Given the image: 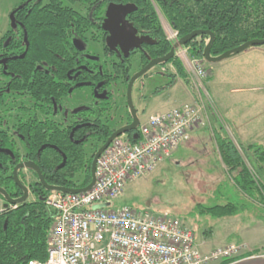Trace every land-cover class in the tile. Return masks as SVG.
<instances>
[{
	"label": "flooded vegetation",
	"instance_id": "flooded-vegetation-1",
	"mask_svg": "<svg viewBox=\"0 0 264 264\" xmlns=\"http://www.w3.org/2000/svg\"><path fill=\"white\" fill-rule=\"evenodd\" d=\"M14 1L6 14V25L0 28V190L3 191L0 205L5 207L4 211L16 207L5 206V195L19 199L24 195L23 188L27 191L24 203L33 200L35 188L41 184L40 177L44 181L47 177L44 151H58L59 146L61 149L81 146L87 154L86 149H93L95 143L92 135L106 128L112 133L132 122L126 100L130 77L151 60L170 52L146 59V64L141 62L142 51L156 44L134 25L139 16L144 15L141 3L152 6L165 38L166 30L173 31L154 0H58L54 3L55 28L61 31V39L52 47H43L41 43L35 47L33 40L42 42L43 33L31 31L30 21H37L35 28L43 29L42 25L47 22L42 12L49 10L52 0ZM109 6L132 7L125 21L136 30L137 37L148 40L139 49L130 50L128 57H124L118 45L108 46L111 34L106 29V13ZM65 12H71V17L64 16ZM74 14L78 15L77 20ZM60 15L64 16L62 20ZM166 41L169 42L167 38ZM175 57L176 51L171 60ZM134 58L139 69L133 72ZM168 62L156 66L162 69L157 71L158 75L167 79ZM127 67L129 77L124 78L122 73ZM149 72L135 81L131 98H134L136 84L147 78ZM121 83L125 87L127 119L120 127L111 129L106 116L112 109L113 90ZM65 162L66 158L61 166ZM27 165L37 167L39 173ZM19 166L23 167L17 169Z\"/></svg>",
	"mask_w": 264,
	"mask_h": 264
},
{
	"label": "built area",
	"instance_id": "built-area-1",
	"mask_svg": "<svg viewBox=\"0 0 264 264\" xmlns=\"http://www.w3.org/2000/svg\"><path fill=\"white\" fill-rule=\"evenodd\" d=\"M166 38L177 42L174 31L168 30ZM203 65L198 59L188 62L199 81L209 77ZM202 109L199 103L185 104L139 119L135 142L121 135L98 157L89 191L49 192L44 204L54 219L46 258L27 264H223L246 257V247L235 243L202 253L193 231L167 212L113 207L128 182L151 174L190 139L192 130L202 125ZM4 210L0 205V213Z\"/></svg>",
	"mask_w": 264,
	"mask_h": 264
},
{
	"label": "trees",
	"instance_id": "trees-1",
	"mask_svg": "<svg viewBox=\"0 0 264 264\" xmlns=\"http://www.w3.org/2000/svg\"><path fill=\"white\" fill-rule=\"evenodd\" d=\"M55 1L58 0H52L49 10L42 12L45 13L44 22H47L42 25L43 29L35 28L37 21H30L31 31H36L38 34L39 31L43 33L42 42L35 39L32 46L38 47L41 43L43 47H52L56 41H60L61 31L55 28L57 18ZM154 1L171 29L177 33V38L194 31L211 32L214 35L211 48L212 57H217L247 41L264 39V0ZM146 4L141 3L140 9L144 11V15H140L138 22L134 25L139 31L148 34L156 44L142 51L141 62L144 64L152 57L168 53L172 47V43L166 41L152 6L149 3ZM70 13L65 12L64 16L71 17ZM63 17L60 15L61 20ZM74 18L77 20L78 15L74 14ZM205 39H208V36H199L188 42L185 46L187 56L203 60ZM168 64L172 66L175 74H169V83L155 89L153 95L168 90L174 84L175 78L179 77L183 80L187 78V73L177 57L170 60ZM129 72L128 67L125 68L122 76L129 77ZM136 132L127 134L130 141H136L133 139ZM110 134L111 130L106 128L103 132L92 135V141L95 142L92 152L96 151ZM213 134L220 161L225 167L227 183L231 182L235 189L264 206V184L260 180L264 177V149L258 145L249 144L242 146L241 152L238 151L234 142L224 133L222 126L213 127ZM42 157L44 164L47 165L45 175L47 185L84 188L90 183V165L93 155L87 156L81 146H74L72 149H61L59 146L58 151L56 149L44 151ZM64 158H66L65 165L61 166ZM35 189L31 202L16 205L14 209L0 213V264H27L32 259L42 261L46 258L47 237L53 224L54 214L44 204V198L49 191L44 190L41 184H38ZM237 209L235 204L227 202L224 205L205 208L203 213L216 218H224L234 215ZM262 253L264 254V247ZM227 263L230 262H223V264Z\"/></svg>",
	"mask_w": 264,
	"mask_h": 264
},
{
	"label": "rangeland",
	"instance_id": "rangeland-1",
	"mask_svg": "<svg viewBox=\"0 0 264 264\" xmlns=\"http://www.w3.org/2000/svg\"><path fill=\"white\" fill-rule=\"evenodd\" d=\"M14 4V0H0V28L6 25V14ZM176 57L180 60L190 82L196 84L192 91L194 98L186 104H201L202 125L190 134V141L180 145L177 155L174 156V153L173 158L171 156L162 162L151 174L128 182L122 196L114 201L113 207L127 206L154 214L167 212L185 223L198 240L201 230L210 231L213 216L204 214L203 209L214 206V179L222 180L225 176V182L219 184V192H226V185L231 188V182L227 183L225 171L214 163V140L210 128L222 126L224 133L239 146V149L249 144L264 149V57H254L244 64H232L228 68L219 67L214 73V85L206 84L211 93L214 88V106L211 105L210 98L203 97L206 94L205 81H199L189 69L188 62L194 58L187 57L185 47L176 50ZM202 61L209 76L211 67L222 64L219 62L212 65ZM132 66V71L139 69L137 58L133 59ZM161 70L154 67L148 76ZM165 71L174 72V69L168 64ZM159 80L153 79L156 82ZM159 85L160 83L154 84V87ZM137 88L138 83L132 101L138 120L141 121L155 110H171L173 106H178L183 101V98L179 97L176 104H171L172 106L155 103L148 105L149 98L146 103L141 101L142 98H136ZM113 92L112 109L108 112L106 121L111 129H116L127 119L124 85L121 83ZM86 151L88 155H94L96 152H92L90 148ZM260 180L264 184V177Z\"/></svg>",
	"mask_w": 264,
	"mask_h": 264
},
{
	"label": "crops",
	"instance_id": "crops-1",
	"mask_svg": "<svg viewBox=\"0 0 264 264\" xmlns=\"http://www.w3.org/2000/svg\"><path fill=\"white\" fill-rule=\"evenodd\" d=\"M259 56L264 57V47L250 48L245 52L238 54L237 57H230L223 62H220L222 64H219V66L211 67V75L205 80L204 83L206 94L203 95V97L210 98V103L212 106H214V88H212L211 93L206 84L211 83L214 85V73L219 67L228 68V66L232 64H244L245 62L250 61L252 58ZM214 64L215 63H213L212 65ZM169 73L174 75L175 71H170ZM156 78L160 79L159 82L153 81V79ZM225 80L226 82H228L226 78ZM169 81L170 80L166 77L164 78L158 75L157 72L151 74L147 78L141 80L138 84L136 98H142L141 101L144 103H146L145 101L147 100V98H149V103H147L148 105H150V103H155L157 105H174L178 101L179 97L183 98V101H181L182 103L180 104L183 105L190 102L192 98H194L192 91L193 86H195L196 84L193 81L190 82L188 76L184 81L179 77L175 78L174 84L168 90L159 93L158 95H153L155 89L166 85L167 83H169ZM158 83H160V85L154 87V84ZM178 106H173L172 108ZM168 110H155L151 114ZM213 127H211L210 129L212 131V137L214 140ZM215 127L217 128V125ZM198 128H195L194 130H192V132L196 131V129ZM190 140L191 138L188 141ZM179 150L180 148L175 151L174 156L179 153ZM213 155L214 163L219 167V169L224 172L225 167L220 161L215 140ZM171 158H173V156ZM222 181L225 182V176L222 180L214 179V206L224 205L227 202H231L235 204L238 209L236 210V213L234 215L229 217H212L211 227L209 226L210 231H206V229H204L205 231L201 230L200 238L198 240L195 238L197 247L202 253H207L217 247H223L231 243L242 244L246 247L247 250L245 254L246 257L227 264H264V254L262 253V248L264 247V207L259 202L246 197L232 185H230L231 188H229V186L227 187V191L225 190L226 192H219V184ZM251 254L262 255L259 257H252L249 256Z\"/></svg>",
	"mask_w": 264,
	"mask_h": 264
},
{
	"label": "water",
	"instance_id": "water-1",
	"mask_svg": "<svg viewBox=\"0 0 264 264\" xmlns=\"http://www.w3.org/2000/svg\"><path fill=\"white\" fill-rule=\"evenodd\" d=\"M132 7L130 6H109L107 10V25L106 29L110 32L111 36L108 37L107 43L109 47L119 46L122 50V53L124 57L129 56V51L132 49H139L140 45H142L144 42H147L148 40L145 38L137 37L136 36V30L131 27V25L128 24L127 21H125V17L127 13H129ZM119 23H121V26H118ZM117 32L119 33V36L116 37ZM199 36H208V42L206 43L204 50H203V59L206 63L213 64V63H219L221 61H224L233 55H238L250 48L255 47H263L264 46V39H253L250 41L245 42L244 44L224 52L223 54L212 57L211 56V48L214 43V35L211 32L208 31H194L191 32L177 40L176 43L173 44L170 52L166 54L165 56L157 59H153L148 64L143 66L139 71H137L135 74H133L128 82L127 85V91H126V100H127V106L130 110L131 120L132 122L128 126H124L122 128H119L112 132L110 136L106 139V141L98 148V150L94 153L91 165H90V175H91V181L90 183L84 187V188H65V187H54V186H48L45 181L40 177V183L44 186V188L49 192H61L65 194H78V193H84L89 191L92 186L95 183V165L98 157L101 155V153L111 144V142L121 136L128 134L130 132H135L138 127V117L136 109L133 106L132 98H131V90L132 86L138 79L142 78L145 74H147L152 68L159 66L161 64H164L171 60V58L174 57V53L178 48L185 47L188 42L194 40L195 38H198ZM133 139H137V134L135 133L133 135ZM23 166L17 167V169L22 168ZM29 169L36 170L39 173V169L37 167L28 166ZM16 170L14 171V173ZM24 195L19 199H11L5 195L4 200L6 202L5 206L11 205H20L23 204L27 199V191L25 188ZM3 191L0 190V193Z\"/></svg>",
	"mask_w": 264,
	"mask_h": 264
},
{
	"label": "bare ground",
	"instance_id": "bare-ground-1",
	"mask_svg": "<svg viewBox=\"0 0 264 264\" xmlns=\"http://www.w3.org/2000/svg\"><path fill=\"white\" fill-rule=\"evenodd\" d=\"M204 60V59H203ZM205 62V61H204Z\"/></svg>",
	"mask_w": 264,
	"mask_h": 264
}]
</instances>
